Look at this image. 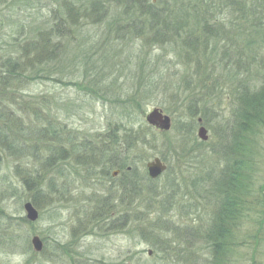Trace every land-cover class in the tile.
Instances as JSON below:
<instances>
[{"label":"rangeland","instance_id":"374dc122","mask_svg":"<svg viewBox=\"0 0 264 264\" xmlns=\"http://www.w3.org/2000/svg\"><path fill=\"white\" fill-rule=\"evenodd\" d=\"M102 1L103 16L96 12L92 17L100 21L82 19L81 11L70 26L71 36L58 39L63 47L53 60L33 64L0 86V264H191L192 254H186L189 244L183 238L175 240L185 234L194 240L198 256L209 255V249L202 247L209 235L205 229L222 200L217 190L213 192V183L229 167L232 171L240 156L230 152L240 96L264 85V34L253 51L244 41L258 38L256 28L264 32V0H239L245 2L246 10L256 4L257 21H248L247 13L234 8L236 4L226 7L221 0H212L214 4L206 10L203 0L205 9L200 12L213 20L211 32H203L206 24L200 16H191L182 36L186 40L190 34L208 33V61L188 56L182 40L152 41L156 37L146 16L141 17L147 23L145 31L118 35L119 26L130 15L125 13L131 11H125V0ZM154 1L160 11L167 12L177 10L168 11L175 2H195ZM74 3L66 0L70 10L80 8ZM63 6L59 0L1 1L0 64L19 55L13 38L23 45L36 34L48 33L54 12H68ZM130 16L136 18L137 13ZM153 108L170 115L169 130L147 122ZM199 118L208 129L207 140L198 137ZM48 126L64 131L60 140L68 151L66 160L61 159L62 151L52 148L50 143L55 141L51 140L57 136L51 135ZM4 130L9 141L4 140ZM127 130L134 139L129 156H149L138 161L140 172H147V163L155 157L168 167L153 182L144 183L141 197L156 194L155 201L148 204L124 195L126 204L119 205L118 195L110 199L114 203L101 206L108 188L128 179L113 176L111 169L109 182L101 185L98 178L103 167L97 164L89 170L96 179L89 180L88 169L75 164L77 160L90 167L89 161L84 150L74 152V146L97 147L104 136ZM255 130L249 157L256 171L253 194L247 198L264 206V127ZM41 135L48 136L49 146L38 141ZM58 168L60 173L55 171ZM34 196L39 197L38 205ZM27 201L39 211L35 221L27 218ZM109 210L112 218L106 219ZM35 235L43 240L41 251L33 247ZM180 253L185 261L177 257ZM257 264L264 260L258 258Z\"/></svg>","mask_w":264,"mask_h":264},{"label":"trees","instance_id":"16d2710c","mask_svg":"<svg viewBox=\"0 0 264 264\" xmlns=\"http://www.w3.org/2000/svg\"><path fill=\"white\" fill-rule=\"evenodd\" d=\"M1 1L6 0H0V2ZM59 1L64 3L63 7L65 9V6L67 5L66 0ZM73 1L75 2L74 4L79 3V10L75 7H72L73 10H70L69 5H67L66 7L68 12L66 14H63V12L60 10L54 12L52 18L53 24L51 25L48 33H40L38 36L36 34L35 37L30 38V41L23 45L19 43L20 39L18 40L13 38L16 50L17 48L19 50V55L16 58L10 57L0 64V86L5 87V85L11 81L12 77L18 74L20 75L22 72H27V68L33 64L39 65V63H43V65H45L50 60H53L56 57V52L61 51V48L63 47V45L59 42L61 39L60 37L63 39L65 37L71 36L72 32L70 26L74 25V21L77 19L75 15H78L81 13V11L84 10V13L81 16L82 19L86 17V20L90 19V22H98L101 20L93 19L92 17L96 12H99L100 17L103 16L104 9L102 6L104 5L105 7V3L102 0H71V3H73ZM125 1L127 3L125 11H131L126 12L125 14L131 15V13L136 12L137 17L132 18V16L129 15V17L124 19V22L122 21L123 24L119 26L117 30L118 35L125 36L133 32V34H139L143 29V31H145L144 24L147 23L146 20L142 19L141 17L146 16L148 17L149 29L154 31L156 37L154 38L156 40L152 41L163 42L170 39H176V41L182 40L184 42L182 43L183 48H181L187 52L188 56L194 55L198 61L199 59H209L208 45L206 44V40H208L209 35L208 33H206L205 36H193L190 34L186 36V40H184L182 36V33H184V31H186L185 29L188 27V22L191 21V16L194 18L200 16L203 25L206 24L205 31L203 32H211L210 25L211 21L213 20H209L204 15L201 16L200 10L205 6L203 0H195V2L188 1L187 3L179 1L175 2V5H170L168 8V11H171V8L175 7L177 10L173 12L160 11V7L157 6V3L154 0ZM206 1L207 10L209 9L208 7L210 5L214 4V2L212 0ZM221 2L226 7L236 4L237 7L234 8L242 10L244 14L247 13L246 19L248 21L258 20L256 17L257 13L255 14L254 12L256 4H254L252 8H248V10H246L245 2L241 3L239 0H221ZM255 2L257 1L255 0ZM262 6L264 8V2H262ZM252 27L256 28V24H253ZM254 32L258 38L250 37L244 40L245 43L247 42V46L251 51L255 50L257 42L261 40L259 36L264 34L262 29L259 28H256ZM169 33L174 34V38L169 36ZM39 36H41V40L39 39ZM45 37H47V40H45ZM55 38H57V40L59 39L58 42L53 41ZM262 41L264 40L262 39ZM197 64L198 66L195 70L197 74H199L200 64L199 62ZM5 116L4 121L6 122L8 120ZM262 127H264V85L253 94L244 93L240 96L239 106L236 113V126L232 130L234 137V147L232 146L230 149V152L234 151L235 153L240 154V156L232 164V171H230L229 167L228 171H223L220 179L213 183V192L216 193L215 190H217L222 196V200L219 204V209L213 215L212 221L210 222L208 228L205 229L209 232V235L207 234V244L202 247L204 248L206 246L205 248L209 249V255L205 258L204 256H198V253H195L196 250H194L196 247L195 242L188 234H185L183 237L178 236L175 239L178 242H182L180 238H183V241L189 244L186 254H192L189 256L191 264H246V262L249 261H251V264H257L258 258L260 260L261 257L264 260V206H262L263 204L260 205L259 200L253 201L251 198H247V196H249L251 193L253 194L252 181L256 171L255 164L249 157L252 147L250 139L253 134H256L255 128L259 129ZM47 128L51 130V126H48ZM51 132V135H54L55 137L57 136L58 138H56V140H51L55 141L54 144L49 142L47 135L43 137L42 135L39 136L41 139H38V141L41 140L48 146L50 143L52 148L55 147L59 151H62L63 154L61 153V159L66 160L67 157H65L66 155L64 154L68 151L67 149L63 148L62 140H60V137L63 136L62 133L64 131H61L60 128H57V126L55 129L53 126ZM131 134L132 133H128V130L125 131L124 134L122 133V135L108 134L100 140H96L97 147H94L90 143L81 144V147L78 145L74 146V152L82 153L84 150L83 152L86 155V159L89 161L90 167H88L85 163L79 162L77 160L75 161L76 165H83L88 169V172H90L89 176L87 175L89 180L96 179L94 178L96 175L94 171L89 170H93V166L97 164L99 167H103L99 178L97 176L98 179L101 178V182H99L101 185H105L109 182L107 179L110 178V172L108 171L111 169H120V178L123 177L128 179L126 182L121 181L117 187L115 186L116 184H113L114 188L112 190L108 188L110 193L106 196L105 203L101 201V206L114 203L110 199H117L118 195L120 197L119 199L122 200L119 202V205L126 204V202H124L126 196L124 197V195H131L133 198L146 200L148 204L151 203V200L155 201L154 196L156 194H144V196L141 197L143 191L146 189L144 183L153 182V179L149 177L147 172L139 171L140 169L138 161L142 159L147 160L149 156L146 158L141 156L130 157L129 153L127 152L129 148L133 147L132 145L134 143V139ZM140 134L141 133H138V136ZM116 135H118V137H116ZM1 136L2 135L0 134V137ZM139 138H141V141L145 140L142 139L141 135ZM4 140L9 141V136L6 130H4ZM12 149H14L16 152L22 151L19 150L20 148H17V146H12ZM225 155H228L227 151ZM58 160L60 161V159ZM129 167H131L130 170L128 169ZM55 171L59 172V168L55 169ZM26 181L28 186L31 187V181L28 178H26ZM52 186L53 184L51 185V188ZM138 186H142L141 189ZM149 191L151 192V190ZM113 194H116V197L112 198L111 195ZM34 197L33 202L38 205L39 197ZM100 214L102 213L100 212ZM103 215L105 216V213L102 214V216ZM109 218H112L111 210L107 212L106 219ZM245 225L247 227L245 230H243ZM187 232L189 231L187 230ZM198 232L204 233V230L199 229ZM178 233L181 234L179 231ZM190 241L192 242L190 243ZM180 256H183L184 259L183 254L180 253L177 255L179 258Z\"/></svg>","mask_w":264,"mask_h":264},{"label":"water","instance_id":"95a60500","mask_svg":"<svg viewBox=\"0 0 264 264\" xmlns=\"http://www.w3.org/2000/svg\"><path fill=\"white\" fill-rule=\"evenodd\" d=\"M146 120L149 124L159 127L162 130H169L172 126L170 115L164 113L160 108H153V110L147 114ZM199 122L202 123V118H199ZM208 136V129L205 125L201 124L198 129V137L201 140H207ZM147 170L151 178H157L166 170V165L160 157H155L147 163ZM114 174H116V172H114ZM24 207L29 220L35 221L39 217V211L31 201H27ZM32 244L36 251H41L44 246L43 240L38 235L33 236Z\"/></svg>","mask_w":264,"mask_h":264},{"label":"flooded vegetation","instance_id":"af4514ba","mask_svg":"<svg viewBox=\"0 0 264 264\" xmlns=\"http://www.w3.org/2000/svg\"><path fill=\"white\" fill-rule=\"evenodd\" d=\"M166 165V168L168 167L167 164ZM147 166V165H146ZM129 170L131 169L130 167L128 168ZM114 172H116V174H114ZM148 173V171H147ZM112 175L113 176H121V170L120 169H113V172H112ZM149 175V174H148ZM150 177V176H149ZM151 178V177H150Z\"/></svg>","mask_w":264,"mask_h":264}]
</instances>
